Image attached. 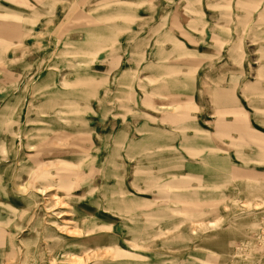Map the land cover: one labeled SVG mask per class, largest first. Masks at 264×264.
Wrapping results in <instances>:
<instances>
[{
    "label": "rangeland",
    "instance_id": "374dc122",
    "mask_svg": "<svg viewBox=\"0 0 264 264\" xmlns=\"http://www.w3.org/2000/svg\"><path fill=\"white\" fill-rule=\"evenodd\" d=\"M261 90L262 0H0V264H264Z\"/></svg>",
    "mask_w": 264,
    "mask_h": 264
},
{
    "label": "crops",
    "instance_id": "0c3cea01",
    "mask_svg": "<svg viewBox=\"0 0 264 264\" xmlns=\"http://www.w3.org/2000/svg\"><path fill=\"white\" fill-rule=\"evenodd\" d=\"M261 95L262 97H264V94H263V90H261ZM220 98L219 100V103L218 105H216L217 107L221 108V109H233V110H239V111H243L244 109L241 107V105L235 101V99L232 97V96H228L226 97L225 99H229V98H233L232 99V103L230 104V102L228 100H225L224 101V97L219 95L218 93L214 95V97H218ZM47 145L49 146H52V148L54 147V143L52 141H50L49 143H47ZM52 149H49L48 151H50ZM50 166H55V165H50ZM45 181L43 182V185H48V184H53V180L50 179V178H46L44 179Z\"/></svg>",
    "mask_w": 264,
    "mask_h": 264
},
{
    "label": "bare ground",
    "instance_id": "6f19581e",
    "mask_svg": "<svg viewBox=\"0 0 264 264\" xmlns=\"http://www.w3.org/2000/svg\"><path fill=\"white\" fill-rule=\"evenodd\" d=\"M262 1H264V0H262ZM125 244H126V243H125ZM133 244H134V243H133ZM126 245H127V244H126ZM131 246H132V245H131ZM131 246H130V247H131ZM133 247H134V246H133Z\"/></svg>",
    "mask_w": 264,
    "mask_h": 264
}]
</instances>
